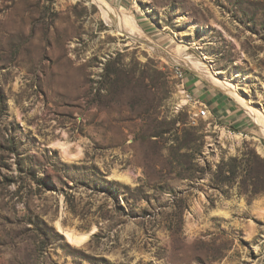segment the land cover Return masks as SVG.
Listing matches in <instances>:
<instances>
[{"label": "rangeland", "instance_id": "374dc122", "mask_svg": "<svg viewBox=\"0 0 264 264\" xmlns=\"http://www.w3.org/2000/svg\"><path fill=\"white\" fill-rule=\"evenodd\" d=\"M103 1L0 0V264H264L261 123L162 55L264 116V0Z\"/></svg>", "mask_w": 264, "mask_h": 264}, {"label": "bare ground", "instance_id": "6f19581e", "mask_svg": "<svg viewBox=\"0 0 264 264\" xmlns=\"http://www.w3.org/2000/svg\"><path fill=\"white\" fill-rule=\"evenodd\" d=\"M99 5V8H101V10L106 14V15H110V17H113L114 15L111 14V11L109 9V6L106 2H104L103 0H97L96 2ZM102 12V13H103ZM155 47H151L152 50H156L159 51L157 49H154ZM177 54V53H176ZM167 60L171 61V62H182L184 65L188 66L190 69H196L199 70V72H201L202 76L208 80L210 83L214 84L217 87H220L219 89H221L222 91H226L229 94H232L234 96V98L241 102L243 105H245V108L250 112L251 116L255 117L256 121H258L260 124V129L262 131V134L264 135V116L262 114L261 111L255 110L254 108H252V106L250 105V103L243 97L240 95L238 88H236L234 85L230 84L229 82L222 80L218 77V75L216 73H212L209 71V69H207L205 67V65L201 66L198 65L197 62L193 61L192 65H189V61L190 60H183L182 59V50L179 51L177 56H173L170 53H163L162 54ZM187 59V58H185ZM194 71V70H193ZM61 230V229H60ZM63 235L65 236V238L67 239V241L71 244H76V245H80L82 244L87 235L85 234H79V233H74L71 230H61Z\"/></svg>", "mask_w": 264, "mask_h": 264}, {"label": "crops", "instance_id": "0c3cea01", "mask_svg": "<svg viewBox=\"0 0 264 264\" xmlns=\"http://www.w3.org/2000/svg\"><path fill=\"white\" fill-rule=\"evenodd\" d=\"M190 90L194 94H199L200 97H203V90L197 86L196 83H193L190 87ZM206 103L209 106L210 113L212 112L214 116H217L219 119L225 118L228 115L234 114L233 105L230 100H225V98L220 96H211L210 100H207ZM206 105V104H205ZM207 106V105H206ZM207 106V107H208Z\"/></svg>", "mask_w": 264, "mask_h": 264}, {"label": "built area", "instance_id": "2783aa9c", "mask_svg": "<svg viewBox=\"0 0 264 264\" xmlns=\"http://www.w3.org/2000/svg\"><path fill=\"white\" fill-rule=\"evenodd\" d=\"M174 65L177 66V73H183V74H185V70L183 69V67H181V65L175 64V63H174ZM172 76L176 79V73L175 74H172Z\"/></svg>", "mask_w": 264, "mask_h": 264}]
</instances>
